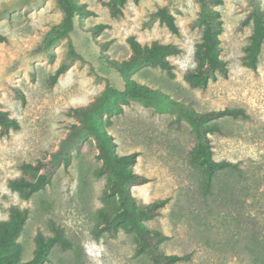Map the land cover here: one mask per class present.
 Here are the masks:
<instances>
[{
  "label": "rangeland",
  "instance_id": "rangeland-1",
  "mask_svg": "<svg viewBox=\"0 0 264 264\" xmlns=\"http://www.w3.org/2000/svg\"><path fill=\"white\" fill-rule=\"evenodd\" d=\"M79 1L95 14L74 19L73 30L53 46L55 60L50 62L31 51L61 20L55 0H0V36L6 39L0 41V105L20 124L8 135L0 134V222L9 220L14 206L28 211L17 238L23 260L33 257L37 233L52 235L50 224L55 223L63 227L73 248L55 249L44 264H155L147 254L136 253L135 235L125 229L95 236L109 179L95 175L100 162L94 137L77 139L71 130L79 124L72 109L86 106L108 89L125 91V76L113 62L130 55L127 39L134 35L142 44L157 40L182 49L170 57L174 77L158 67H142L129 75L159 89L163 98L142 103L113 97L118 106L110 110L111 124L105 125L117 153L138 152L134 170L149 178L131 188L137 205L168 200L146 226L167 236L160 245L165 254L189 255L176 264H264V44L257 68L244 66L251 26H240L253 0H223L218 7L223 21L221 57L229 73L205 88H194L184 78L196 65L194 52L203 30L197 0H130L117 17L111 16L108 0ZM256 1L264 11V0ZM166 3L178 34L150 20L151 11ZM101 23L107 27L95 33ZM64 62L67 70L52 84ZM10 86L19 87L26 101L11 95ZM176 101L199 112L241 108L249 115L221 118L216 124L223 133H209L213 158L237 165L217 174L210 193L203 190L200 169L190 162L196 145L191 126L183 120L180 126L173 123L180 113ZM107 117L106 110L103 119ZM52 152L59 163L44 189L24 199L9 187V181L22 174L23 162L33 163Z\"/></svg>",
  "mask_w": 264,
  "mask_h": 264
},
{
  "label": "trees",
  "instance_id": "trees-1",
  "mask_svg": "<svg viewBox=\"0 0 264 264\" xmlns=\"http://www.w3.org/2000/svg\"><path fill=\"white\" fill-rule=\"evenodd\" d=\"M130 0H108L107 6L111 16L117 17L123 13V8ZM139 2L140 0H132ZM199 2L198 22L203 26L201 41L197 44L194 52L195 67L186 71L184 78L194 88H205L211 80L217 76L227 77L229 73L228 63L221 57L220 35L223 32V21L218 7L223 0H197ZM56 6L61 13V20L46 32L39 42L32 48L33 54H44L50 62L55 60L53 46L67 36L74 27V19L94 15L86 3L79 0H55ZM150 20H158L166 25L173 33L178 34L179 29L176 18L170 12L169 3L158 6L150 13ZM251 26L249 43L244 49L242 64L255 70L264 44V11L256 0H253L251 9L242 19L240 26ZM106 24H98L93 31L98 33L106 28ZM6 40L0 36V41ZM131 53L121 60L114 61L115 68L125 76L126 89L118 94L108 89L97 95L93 101L83 107L72 109L71 113L77 118L79 124L72 125V134L80 139L86 134H91L95 140L97 150L96 157L100 162L95 170L97 177H108L109 181L102 195L103 206L98 214L101 220L94 234L99 237L103 232L115 235L120 229H125L135 235L136 253L147 254L155 264H176L187 260L189 255L165 254L160 245L167 239L158 230L149 229L145 222L159 215L160 210L165 207L168 200L160 199L147 206L139 207L132 194L131 188L142 185L149 178L137 173L134 166L137 162L138 152L129 154H118L117 144L113 136L105 129V125L111 124L110 110L115 108L111 98L119 96L124 102L140 101L142 103H155L163 98L159 89L137 82L129 77L130 73L142 67L161 68L171 77H174V65L170 57L180 55L182 49L174 43H161L157 40L149 44H142L134 35L127 39ZM108 42L102 43L106 47ZM68 63L60 65L51 78L55 84L59 77L67 70ZM9 92L16 98L26 101L24 92L17 86H10ZM168 99V97H167ZM180 107V113L173 123L180 126L183 122L188 123L195 135L196 145L191 151L190 162L200 169L202 173V187L205 193H210L214 179L220 171L237 168L235 163L227 160L217 161L213 158L212 144L209 133H220L223 131L218 127L216 121L230 117L233 119H247L249 115L241 108H224L199 112L190 105L176 101ZM107 110L108 117L103 119V112ZM178 122V123H176ZM18 120L11 117L9 112L3 110L0 105V134L8 135L12 130L19 129ZM73 139V137H70ZM66 164L69 160L66 159ZM59 158L57 153L52 152L50 156L37 159L35 162H23L20 165L22 174L9 181V187L20 193L24 199H29L34 193L44 189L57 170ZM28 211L14 206L10 210L9 220L0 222V264H44L49 260L50 254L55 250L66 251L73 248V244L66 236L63 227L50 224L52 235L46 236L38 232L35 237L36 248L34 255L29 260H23L24 249L17 238L22 233Z\"/></svg>",
  "mask_w": 264,
  "mask_h": 264
}]
</instances>
